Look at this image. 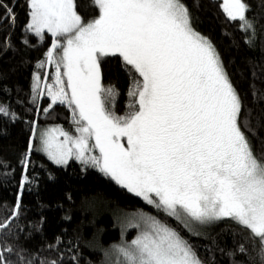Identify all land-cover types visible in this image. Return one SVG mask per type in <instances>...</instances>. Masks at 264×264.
<instances>
[{
  "label": "snow or ice",
  "instance_id": "snow-or-ice-1",
  "mask_svg": "<svg viewBox=\"0 0 264 264\" xmlns=\"http://www.w3.org/2000/svg\"><path fill=\"white\" fill-rule=\"evenodd\" d=\"M26 2V28L51 34L46 61L55 67L51 84L41 87L34 75V91L50 98L45 113L66 105L76 125L75 136L59 127L41 134L48 157L90 164L185 224L232 220L259 239L264 264V158L242 131L241 101L219 55L193 29L184 3L93 0L98 16L85 22L75 0ZM0 7L14 19L3 0ZM221 7L252 27L244 0H223ZM117 54L141 78L130 87L123 116L111 108L116 93L101 83L102 58ZM0 113L8 115L3 106ZM136 226L140 234L118 248L123 264H202L175 229L151 216ZM0 264H7L2 255Z\"/></svg>",
  "mask_w": 264,
  "mask_h": 264
},
{
  "label": "trees",
  "instance_id": "trees-1",
  "mask_svg": "<svg viewBox=\"0 0 264 264\" xmlns=\"http://www.w3.org/2000/svg\"><path fill=\"white\" fill-rule=\"evenodd\" d=\"M75 2L85 22L98 15L93 0ZM181 2L193 29L219 55L241 101L242 131L257 157L264 158V0H244L251 30L229 19L221 0ZM3 4L14 13V19L5 17L0 7V106L8 112L0 113V225H6L0 228V255L7 264H104L105 254L121 239L115 216L132 211L151 213L175 229L202 264H262L259 239L236 222L213 221L202 231H189L98 169L73 158L56 165L36 149L37 127L51 124L70 133L71 112L57 104L45 113L49 99L34 91L35 74L41 87L51 78L46 61L51 36L37 42L28 32L26 0ZM100 71L102 85L116 93L112 110L125 115L130 87L141 78L118 55L102 58Z\"/></svg>",
  "mask_w": 264,
  "mask_h": 264
},
{
  "label": "rangeland",
  "instance_id": "rangeland-1",
  "mask_svg": "<svg viewBox=\"0 0 264 264\" xmlns=\"http://www.w3.org/2000/svg\"><path fill=\"white\" fill-rule=\"evenodd\" d=\"M223 4V0H221V5ZM29 8V7H28ZM226 14V13H225ZM227 15V14H226ZM98 16V15H97ZM249 22L250 20L247 19ZM241 23L243 24V22L241 21ZM252 24V23H251ZM247 28V27H244ZM247 29H252L251 28H247ZM51 35V34H50ZM202 36V35H201ZM44 38V36L41 38V40ZM118 55V54H117ZM119 56V55H118ZM122 58V57H121ZM50 69L51 71V78L50 80L47 82L49 84L53 83L52 80V75L55 73V67L50 65ZM45 84V83H44ZM43 84V85H44ZM47 96V95H46ZM48 97V96H47ZM49 99V103L50 98ZM71 112V118H72V130L69 133L70 135L75 136L77 133L75 131L76 125L74 123L73 120V114L72 111L70 109ZM54 127H58L56 125H51V124H47V125H41L39 127H37V131H36V149L38 151H40L41 153H43L50 161H52L54 164H56L53 160H51L48 155L43 151L42 149V144H41V134L46 131L49 128H54ZM60 128V127H59ZM122 143L125 144V146H127V140L126 138L122 139L121 141ZM93 154L95 155H99V151L98 150H94ZM75 159V158H73ZM76 160V159H75ZM78 161V160H77ZM81 165L86 166V167H92L95 168L93 166H91L90 164H84L81 161H78ZM56 165H64V164H56ZM97 169V168H96ZM109 177V176H108ZM111 179V177H109ZM112 180V179H111ZM114 181V180H113ZM115 182V181H114ZM116 183V182H115ZM117 184V183H116ZM119 185V184H118ZM121 186V185H120ZM122 187V186H121ZM126 189V188H125ZM127 190V189H126ZM132 193V192H131ZM134 194V193H133ZM142 198V197H141ZM143 199V198H142ZM141 216H151L153 218H155L151 213L145 212V211H132V212H122L119 213L115 216L116 218V224L118 225V227L120 228V232H121V239L120 241L112 248V250L108 251L105 254V258H104V264H123V257L120 255V253L118 252V248L120 246L126 245V244H130L131 241L133 239H135L140 232L142 231V226L141 227H137L136 225L139 223V218ZM156 219V218H155ZM182 222V221H181ZM213 222V221H212ZM211 223V222H209ZM209 223L206 224H199L197 222H192L190 224H185L184 222H182V224L184 225L185 228H187L189 231L192 232H198V231H202L204 230L205 226ZM130 230H134V232L132 234H128Z\"/></svg>",
  "mask_w": 264,
  "mask_h": 264
},
{
  "label": "crops",
  "instance_id": "crops-1",
  "mask_svg": "<svg viewBox=\"0 0 264 264\" xmlns=\"http://www.w3.org/2000/svg\"><path fill=\"white\" fill-rule=\"evenodd\" d=\"M27 5H28V4H27ZM29 19H30V17H29V15H28V20H27L26 25L29 23ZM28 32H29V31H28ZM30 33H32V34L36 37L37 42L41 41V38H42V37H38V36H36L35 33H33V32H30ZM45 35H50V33L45 32L43 36H45ZM50 36H51V35H50ZM51 43H52V38H51V40H50L49 48L51 47Z\"/></svg>",
  "mask_w": 264,
  "mask_h": 264
}]
</instances>
